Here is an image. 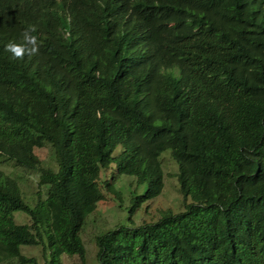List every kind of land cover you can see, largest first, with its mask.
I'll use <instances>...</instances> for the list:
<instances>
[{"label":"trees","instance_id":"obj_1","mask_svg":"<svg viewBox=\"0 0 264 264\" xmlns=\"http://www.w3.org/2000/svg\"><path fill=\"white\" fill-rule=\"evenodd\" d=\"M57 7L67 21L0 0V162L37 173L29 204L0 169V264H37L20 251L37 244L46 264H84L81 225L120 173L145 188L130 224L95 236L98 264H264V0ZM28 24L39 54L14 60L4 46ZM44 144L54 168L34 151ZM165 160L181 208L132 223Z\"/></svg>","mask_w":264,"mask_h":264},{"label":"rangeland","instance_id":"obj_2","mask_svg":"<svg viewBox=\"0 0 264 264\" xmlns=\"http://www.w3.org/2000/svg\"><path fill=\"white\" fill-rule=\"evenodd\" d=\"M35 153L40 159L41 165H48L54 168V160L50 145L44 144L41 147L34 148ZM170 160L164 161L163 187L159 194L142 201L134 212L130 215L132 223L156 219L160 215V210L170 207L173 211L181 208V195L177 189V183L172 172L175 164ZM0 169L11 176L18 182L23 200L33 204L37 193L36 178L37 173L32 170H26L14 166L8 162H0ZM109 175L110 168L107 169ZM111 189L105 191L101 188L103 197L99 199L95 207L85 215L81 225L79 235L84 245V264H98L96 259L97 246L94 241L95 236L102 234L106 230L114 227L116 224H130L128 215V206L131 197L134 194L141 193L145 188V183H136L132 175L125 173L114 174L110 181ZM44 193V187L40 188ZM16 222H23L24 217L20 211H14ZM26 216V215H25ZM23 220V221H22ZM20 251L27 255L33 256L37 264H46L40 245H20ZM80 259L77 255L62 254L59 264H79ZM2 264H19L14 258L5 260Z\"/></svg>","mask_w":264,"mask_h":264},{"label":"clouds","instance_id":"obj_3","mask_svg":"<svg viewBox=\"0 0 264 264\" xmlns=\"http://www.w3.org/2000/svg\"><path fill=\"white\" fill-rule=\"evenodd\" d=\"M24 5L29 3L33 8L40 11V13H47L49 20L53 21L57 16H61L65 21L68 19L67 10L60 11L57 7L59 0H19ZM125 3V0H123ZM126 6V4H125ZM127 7V6H126ZM128 8V7H127ZM107 28V27H105ZM38 27L35 24H28L26 28L21 32V39L19 42L9 41L5 46V51L11 54V58L14 60H23L25 56L33 57L39 54L40 42L38 39Z\"/></svg>","mask_w":264,"mask_h":264}]
</instances>
